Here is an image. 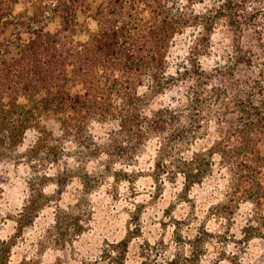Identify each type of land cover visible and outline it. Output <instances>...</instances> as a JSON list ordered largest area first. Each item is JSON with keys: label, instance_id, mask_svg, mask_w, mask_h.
I'll return each mask as SVG.
<instances>
[{"label": "trees", "instance_id": "obj_1", "mask_svg": "<svg viewBox=\"0 0 264 264\" xmlns=\"http://www.w3.org/2000/svg\"><path fill=\"white\" fill-rule=\"evenodd\" d=\"M20 4L0 0V188L11 162L30 185L0 264H46L90 226L99 186L144 157L180 201L217 184L219 216L253 206L239 227L264 235V0ZM188 221L206 225L197 209Z\"/></svg>", "mask_w": 264, "mask_h": 264}, {"label": "rangeland", "instance_id": "obj_2", "mask_svg": "<svg viewBox=\"0 0 264 264\" xmlns=\"http://www.w3.org/2000/svg\"><path fill=\"white\" fill-rule=\"evenodd\" d=\"M29 1L20 0V8ZM213 140L212 134L198 148L205 149ZM149 167V157H144L126 181L115 180L99 186L102 189L92 203L90 226L84 234L49 251L45 263L264 264V235L245 236L246 232L239 227L246 214L255 219L253 206L244 205L239 210L232 205L231 211L219 216L216 209L229 204L222 187L214 184L209 191L199 190L201 198L196 201H180L174 187L166 188L154 180ZM2 170L0 241L15 234L16 216L26 203L30 185L29 171L24 165L11 162ZM72 190L64 195L62 205L73 202ZM48 191L54 193L55 187ZM58 202H52L51 207H56ZM195 209L206 223L197 235L194 228H189L188 221ZM182 215L183 219L188 216L177 231L172 223L175 219L180 223ZM235 217L239 222L234 226ZM44 221L42 217L38 227ZM21 257L18 254L17 258Z\"/></svg>", "mask_w": 264, "mask_h": 264}]
</instances>
